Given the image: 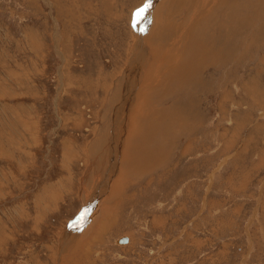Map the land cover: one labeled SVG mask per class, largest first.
Returning <instances> with one entry per match:
<instances>
[{
  "label": "rangeland",
  "instance_id": "rangeland-1",
  "mask_svg": "<svg viewBox=\"0 0 264 264\" xmlns=\"http://www.w3.org/2000/svg\"><path fill=\"white\" fill-rule=\"evenodd\" d=\"M154 3L0 0V264H264V0L170 2L197 69L149 89L115 159L112 96ZM72 222L90 225L65 254Z\"/></svg>",
  "mask_w": 264,
  "mask_h": 264
},
{
  "label": "bare ground",
  "instance_id": "bare-ground-1",
  "mask_svg": "<svg viewBox=\"0 0 264 264\" xmlns=\"http://www.w3.org/2000/svg\"><path fill=\"white\" fill-rule=\"evenodd\" d=\"M189 1H192V0H189ZM157 2L158 0H155L154 5H150V7H148L147 11L145 12L146 20H147L146 22L143 23V21L141 20V16H139V19L137 20V23L140 25V31L135 36L136 40L132 48L133 49L132 58L130 61H127V64H126L127 65L126 73L128 74V82L123 84V81L121 79L120 80L121 83L117 84L119 90L118 91L115 90V92H113L114 93L112 96L113 99L115 97H117V99L118 97L120 99L122 98L121 99L122 102L117 103L118 106L117 108L115 107L116 109L114 110L112 117H110V119L113 120V123H114L111 128V131H112V136L116 140V144H115L116 147L113 148L115 151L114 152L115 159L118 157L120 153L118 148H120L121 145L123 144L122 139L123 140L125 139L124 141H126L127 136L132 132L135 114L138 112H142L144 108L143 103H145L146 99L149 97L148 93L150 92V90L152 89L155 90V88L158 86H163V87L172 86L174 82L179 80V78H176L174 76V73L177 71H181V73L187 74L186 78H188L189 76L191 77L192 68L195 69L198 66L197 62L195 61L196 63H194L191 66L192 68H188V65L192 64L193 60L195 59L193 58L192 60H190V58H186L187 55L184 54V50L177 47L175 43L176 40L167 39L166 40L167 43L162 45L160 44V42L165 39L162 38L160 35L155 36L153 34L151 29L154 24V18L157 14V9L161 6L163 0H161V2L159 3ZM193 5H195V3H193ZM199 5H201V3H199ZM151 9H153V12H152L153 15L152 13H149ZM167 30H169L170 32L169 28H167ZM190 33H189V37H191ZM191 57H194V56H192L191 54ZM183 58L185 60L187 59L185 65H183L184 64ZM195 72H198V71L195 70ZM163 76H165V79H163ZM120 99L118 100L120 101ZM143 115L145 117L146 115L145 111H143ZM178 119L180 120V118ZM143 120L144 121H141L140 127H139L141 133H145V130H146L145 129V126H146L145 118H143ZM175 134L177 133L175 132ZM130 140L133 142V137H130ZM106 142L107 141H105V143ZM95 165H96L95 167H98L99 164L98 165L95 164ZM124 166L122 168V172L126 174L127 172ZM96 172L98 173V171ZM114 178H115L114 172L108 171L107 169V179L112 182ZM118 185H120V182ZM116 187L117 185L115 186V190L117 189ZM96 196L98 197V201L96 204L97 206L99 204V200L103 197V194L97 193ZM91 199L87 202V206L90 205ZM96 206L94 207V209L96 208ZM92 209H93V204H92ZM90 212H92V210ZM86 213L87 212H85V214ZM75 227L76 226H73L72 228L74 229ZM80 232L81 231L76 230L74 232L71 231L68 233L77 234ZM66 253L67 252H65V254Z\"/></svg>",
  "mask_w": 264,
  "mask_h": 264
},
{
  "label": "crops",
  "instance_id": "crops-1",
  "mask_svg": "<svg viewBox=\"0 0 264 264\" xmlns=\"http://www.w3.org/2000/svg\"><path fill=\"white\" fill-rule=\"evenodd\" d=\"M167 1L168 0H163L160 8L158 9V12H157V14L155 16L154 24H153L151 30L153 31V33L158 34V35H161V36L177 37V40L176 41L178 43H179V41L181 39L185 38L186 36L190 39V37H189V28L182 27L184 24H182V25L176 24L175 26L173 25V20L168 16V13L166 12V10L168 9L167 7L169 6L170 2H171V4L176 3L179 7H182V9L184 11L185 10L188 11V9L191 8L192 13H193V11L195 13H198V14H200V12H201V15L203 13L207 14V11H209V8H211L214 4L217 3V0H204V1H200V2H197L196 1L195 2V5H193V1H189V0H169L170 2H168L169 4H167ZM203 2H205V3L202 6L199 5V3L202 4ZM200 8H201V10H200ZM167 28L170 29V32H169V30H167ZM107 155L108 156H111V154H107ZM102 161H104V160H102ZM121 163H123V160H122ZM112 164H113V162L111 163V165ZM109 168H110V166H109ZM109 168H108V170H109ZM124 175L125 174L123 173V176ZM117 179L115 181V184H119V182L122 181V180L121 181H118ZM103 184L104 185L103 186L101 185V187H100L99 190L94 191V193H92V199L90 198L91 199L90 205L86 207V212L87 213L92 210V204L94 205L98 201V197L96 196L97 193L98 194H103V197L99 200V204L101 206V204H102V202H103L106 194L108 193V191L109 190H110V192L112 191V188H111V184L112 183H111L110 180H108L106 178L104 180V183ZM98 210L94 213V215H96V213L98 212ZM92 220H93V218H91V222H92ZM91 222H90V224H91ZM89 225H87V226H89ZM87 226H85V225L82 226L81 225L79 227H75L72 230V232H74L76 230H79V231H81L80 233H77V234H69L67 232L65 234V236L62 238V245L64 247L62 249V253L63 252L69 253V252H71V250H73L75 247H77V244H78L79 240L81 239V236H83L84 233H85V231L86 230L88 231V229H89V227H87Z\"/></svg>",
  "mask_w": 264,
  "mask_h": 264
},
{
  "label": "snow or ice",
  "instance_id": "snow-or-ice-1",
  "mask_svg": "<svg viewBox=\"0 0 264 264\" xmlns=\"http://www.w3.org/2000/svg\"><path fill=\"white\" fill-rule=\"evenodd\" d=\"M148 7H150V5H146L144 8L139 9L137 12V16H142L147 11Z\"/></svg>",
  "mask_w": 264,
  "mask_h": 264
},
{
  "label": "water",
  "instance_id": "water-1",
  "mask_svg": "<svg viewBox=\"0 0 264 264\" xmlns=\"http://www.w3.org/2000/svg\"><path fill=\"white\" fill-rule=\"evenodd\" d=\"M75 224H76V222H72V223L69 225L68 228H72ZM127 242H128V239H126V238H123V239L121 240V244H126Z\"/></svg>",
  "mask_w": 264,
  "mask_h": 264
}]
</instances>
